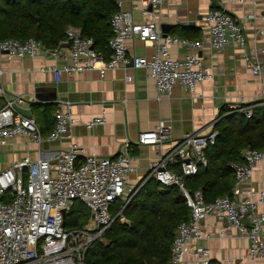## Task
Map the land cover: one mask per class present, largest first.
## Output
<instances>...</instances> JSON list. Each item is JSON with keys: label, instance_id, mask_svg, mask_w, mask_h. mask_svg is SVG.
I'll list each match as a JSON object with an SVG mask.
<instances>
[{"label": "built area", "instance_id": "built-area-1", "mask_svg": "<svg viewBox=\"0 0 264 264\" xmlns=\"http://www.w3.org/2000/svg\"><path fill=\"white\" fill-rule=\"evenodd\" d=\"M126 1L131 3L130 10L126 9ZM166 1L117 0L118 11L111 20L113 37L109 43L112 50L109 62L95 50L94 40L84 37L81 30L74 27L66 31L68 49L49 50L35 39H10L0 43V52L9 61L51 53L62 63L51 69L56 81L64 75L85 71H100L104 76L108 69L132 64L136 70L150 71L160 96L171 97L177 85L193 93L210 74L195 54H189L185 60L172 59L170 47L199 51L203 44L163 32L159 13ZM229 1L244 5L255 0ZM136 12L140 13L142 22L135 21ZM204 22L205 34L215 51L224 52L232 45H239L246 57L244 28L226 8L209 12ZM130 39L156 44L155 56L150 60L129 58L126 41ZM246 60L251 73L264 82V61L248 57ZM0 98L4 100L0 107V145L17 136L43 143L36 119L16 110L25 100L9 99L1 86ZM254 108L234 106L230 110L242 112L251 119ZM55 118L56 127L48 138L50 142L67 139L75 124L71 107L65 103L60 104ZM171 129L168 123L160 121L157 130L144 132L139 139L143 146L159 148V158L151 164L144 182L155 179L166 188L176 186L191 212L190 220L178 227L169 264H183L190 253L198 264H211L210 250L200 245L211 239L203 227L204 221L211 216L216 217L220 227L226 224L249 241L247 258L250 264H264V213H259V208L264 206V186L259 191L241 189L252 181L255 168L264 162V150H250L243 164H231L235 174L233 190L228 196L207 203L203 191L189 190L185 179L197 175L201 167H208L205 152L216 145L219 134L213 127L207 134L185 135L163 152L162 145L171 140ZM80 154L74 146L59 154L55 161L39 159L33 162L28 157L0 172V264H86L91 246L121 217L139 191L130 190L129 179L135 169L128 151L116 158L88 156L83 162ZM176 166L180 174L172 170ZM77 202L89 209L91 219L85 227L67 228L68 216ZM119 203H123V207L116 214ZM224 236L225 232L221 231L220 237ZM191 245H194L192 251Z\"/></svg>", "mask_w": 264, "mask_h": 264}, {"label": "crops", "instance_id": "crops-1", "mask_svg": "<svg viewBox=\"0 0 264 264\" xmlns=\"http://www.w3.org/2000/svg\"><path fill=\"white\" fill-rule=\"evenodd\" d=\"M125 6L127 10L131 9L129 1H126ZM214 7L226 8L244 28L246 57L253 61H264V0L244 5L229 0H167L158 12L163 32L203 44L199 51L170 47L172 59L185 60L189 54H195L201 58L204 69L210 74L193 93L177 85L171 97L160 96L150 71L136 70L132 64L108 69L104 76L100 71H85L64 75L56 81L51 69L62 63L51 53L33 59L14 58L9 61L0 52V86L9 99L25 100L16 107L31 110L32 116L38 120V128L44 139L43 143L38 144L23 136L8 138L5 144L0 145V172L28 157L33 162L39 159L55 161L59 154L74 146L80 150L82 162L88 156L116 158L120 153L128 151L135 169L129 179L130 190L139 191L127 208L145 184L155 180L144 182L151 164L159 158V148L141 145L139 139L142 133L157 130L160 121L168 123L172 128L171 140L162 145L165 152L185 135L212 131L215 125L233 113L231 107L242 108L243 105L264 103V82L251 73L241 47L232 45L224 52L215 51L211 47L210 38L205 34L204 17ZM134 19L142 22L139 12L134 14ZM126 48L129 58L150 60L157 52L156 44L144 43L139 39L127 40ZM109 50V59L102 52L96 51L109 62L112 57L110 47ZM128 78L132 80L128 81ZM61 103L70 105L75 124L70 128L67 139L50 142L48 138L56 127L55 115ZM3 104L4 100L0 98V107ZM227 109L230 112L222 116V111ZM249 151L244 152V158ZM172 170L181 173L177 166ZM158 184L162 189L166 188ZM263 186L264 162L255 168L252 181L244 184L241 189L259 191ZM76 204L69 214L70 218ZM118 205L123 207V203ZM118 212L116 207L115 213ZM259 213H264V206L259 208ZM130 223L127 220V224ZM203 227L211 239L202 241L200 245L210 250L211 262L250 264L247 258L250 243L240 237L237 230L227 228L226 224L220 227L214 216L204 221ZM221 231L225 232L223 238L220 237ZM190 248L192 251L194 245ZM183 264H198V261L190 253Z\"/></svg>", "mask_w": 264, "mask_h": 264}, {"label": "trees", "instance_id": "trees-1", "mask_svg": "<svg viewBox=\"0 0 264 264\" xmlns=\"http://www.w3.org/2000/svg\"><path fill=\"white\" fill-rule=\"evenodd\" d=\"M117 10V0H0V43L35 39L49 50L57 49L65 43L67 29L74 27L94 39L95 50L109 59L110 21ZM246 106H255L253 117L247 119L236 112L215 125L219 135L216 145L205 152L208 167L185 180L189 190L203 191L207 203L232 191L235 174L231 164H243L247 150H264V103ZM229 112L222 111V116ZM74 213L68 216L67 228H82L89 222V214L80 212L75 217ZM190 214L179 188L162 189L151 180L124 210L125 218L135 226L118 219L91 246L86 264H169L178 227Z\"/></svg>", "mask_w": 264, "mask_h": 264}, {"label": "water", "instance_id": "water-1", "mask_svg": "<svg viewBox=\"0 0 264 264\" xmlns=\"http://www.w3.org/2000/svg\"><path fill=\"white\" fill-rule=\"evenodd\" d=\"M69 46H70V44L67 42V43L63 44L61 47L69 48ZM54 100H56V99H54ZM16 109H17L20 113H22L24 116H26V117H32V112H31V110H25V109L18 108V107H16ZM120 220H121V223H122V224H127V220L125 219V217H124L123 214L121 215V219H120ZM129 225H130L132 228L135 226L134 223H130Z\"/></svg>", "mask_w": 264, "mask_h": 264}, {"label": "rangeland", "instance_id": "rangeland-1", "mask_svg": "<svg viewBox=\"0 0 264 264\" xmlns=\"http://www.w3.org/2000/svg\"><path fill=\"white\" fill-rule=\"evenodd\" d=\"M74 211H75V213H74L73 216H75V217L78 216V214H80V212H81L82 214H88V213H90L89 209L86 208V206L81 205V203H79V202H77Z\"/></svg>", "mask_w": 264, "mask_h": 264}]
</instances>
